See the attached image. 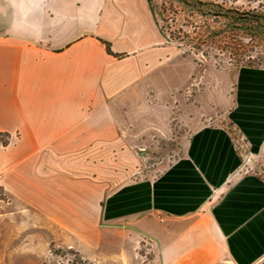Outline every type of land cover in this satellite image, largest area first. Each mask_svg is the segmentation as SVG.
Wrapping results in <instances>:
<instances>
[{
  "label": "crops",
  "instance_id": "crops-1",
  "mask_svg": "<svg viewBox=\"0 0 264 264\" xmlns=\"http://www.w3.org/2000/svg\"><path fill=\"white\" fill-rule=\"evenodd\" d=\"M179 50L147 0H0L1 228L34 214L92 250L145 240L149 264H264V69L234 75L241 148L200 124L187 83H153ZM173 105L189 135L158 174L131 178Z\"/></svg>",
  "mask_w": 264,
  "mask_h": 264
},
{
  "label": "rangeland",
  "instance_id": "rangeland-1",
  "mask_svg": "<svg viewBox=\"0 0 264 264\" xmlns=\"http://www.w3.org/2000/svg\"><path fill=\"white\" fill-rule=\"evenodd\" d=\"M178 48L179 55L170 56L163 64L166 75L154 74L153 83L159 81L177 85L187 83L181 98L186 103L200 107L197 114L200 124H223L242 148L240 131L235 126H230L231 122L227 118L235 92L234 75L238 70L233 67L226 54L208 50V54L203 55L190 49L189 46ZM260 54H262L261 63L258 61L255 63L264 69V52ZM191 70L193 71L187 78ZM196 95L199 96L198 100ZM202 102L209 104L207 110L202 108ZM171 108L169 125H163L160 129L155 128L152 134H148L146 144L138 146L133 152L136 168L131 178H145L158 174L165 163L176 157L180 139L184 140V137L189 135L191 129L175 118L178 107L173 105ZM0 139H6V136L1 135ZM118 154L114 152L110 157L116 158ZM119 160L121 162L122 158L119 157ZM104 164L101 167L108 171L120 169L107 167ZM258 164L264 175V161ZM0 199L5 200L2 191H0ZM8 211L18 213L20 210L15 207L9 208ZM15 219L16 222L10 220L9 224H3L2 228L0 226V264H149L156 253L145 240L128 248L120 246L119 234L111 235L113 244L110 247L92 250L86 248V244L80 247L82 242L80 243L77 237L64 229H58L50 224L45 226V223L34 214H27L25 218L28 227L23 223L24 218L16 215ZM75 243H79V247L83 250H78Z\"/></svg>",
  "mask_w": 264,
  "mask_h": 264
},
{
  "label": "trees",
  "instance_id": "trees-1",
  "mask_svg": "<svg viewBox=\"0 0 264 264\" xmlns=\"http://www.w3.org/2000/svg\"><path fill=\"white\" fill-rule=\"evenodd\" d=\"M147 2L166 42L175 43L177 47L189 46L203 55H207L208 50L226 54L237 70L260 67L255 62L261 63L260 53L264 52V0ZM102 42L107 52L112 53L110 43Z\"/></svg>",
  "mask_w": 264,
  "mask_h": 264
}]
</instances>
